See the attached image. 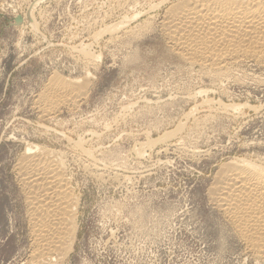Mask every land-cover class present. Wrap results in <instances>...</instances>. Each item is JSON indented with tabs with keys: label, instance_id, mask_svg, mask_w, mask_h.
<instances>
[{
	"label": "rangeland",
	"instance_id": "374dc122",
	"mask_svg": "<svg viewBox=\"0 0 264 264\" xmlns=\"http://www.w3.org/2000/svg\"><path fill=\"white\" fill-rule=\"evenodd\" d=\"M164 1L0 0V264H34L17 175L30 146L66 155L78 200L73 243L55 264H264L207 195L230 159L264 161V65L218 82L189 66L160 31L178 0ZM52 78L85 97L48 120L35 102ZM68 141L101 159V180Z\"/></svg>",
	"mask_w": 264,
	"mask_h": 264
},
{
	"label": "bare ground",
	"instance_id": "6f19581e",
	"mask_svg": "<svg viewBox=\"0 0 264 264\" xmlns=\"http://www.w3.org/2000/svg\"><path fill=\"white\" fill-rule=\"evenodd\" d=\"M162 17L160 31L171 49L183 62L200 68L216 82L229 78L231 69L245 66L248 62L255 67L264 65V0H178L165 10ZM112 29L111 34L116 27ZM85 50L80 49L83 60L90 63L93 55ZM81 90L73 81L52 78L35 102L39 115L52 120L61 109L76 107L84 96ZM223 107L225 111L239 108ZM201 124H197L198 127ZM80 142L68 141V145L91 159L85 171L101 180L105 164L100 158L91 157L92 153L86 152ZM145 146L141 145L134 151L138 160L143 156ZM178 150L192 158L199 153L196 149ZM65 156L48 147L30 146L18 164V182L24 193L21 195L25 197L34 250L30 258L34 264H55L57 259L64 257L74 240L78 200L66 175ZM114 171L110 175L115 181L125 182L126 178ZM207 195L211 207L230 222L245 249L255 259L264 260V161H256V158L230 159L215 173Z\"/></svg>",
	"mask_w": 264,
	"mask_h": 264
}]
</instances>
